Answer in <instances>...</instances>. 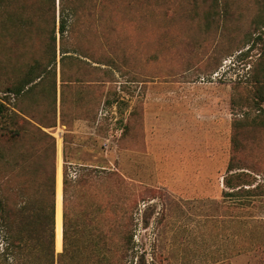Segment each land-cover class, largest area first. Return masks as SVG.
<instances>
[{
    "label": "rangeland",
    "instance_id": "1",
    "mask_svg": "<svg viewBox=\"0 0 264 264\" xmlns=\"http://www.w3.org/2000/svg\"><path fill=\"white\" fill-rule=\"evenodd\" d=\"M195 3L119 0L109 45L101 44L108 26L96 30L98 56L114 62L93 63L98 70L84 83L93 115L106 119L90 115L72 123V134L84 141L72 143L68 156L86 145L80 158L90 165L86 186L73 188L82 192L80 206H73L80 264H107L105 258L109 264H264V130L245 128L240 153L231 143L235 120L257 113L250 76L264 52V33L253 29V0L209 30L208 6ZM6 40L0 44V102L34 124L51 122L44 131L56 141L55 165L61 144L62 174L66 128L58 90L55 113L44 94L48 84L36 85L29 98L9 93L28 61L17 60L21 52ZM76 92L73 83L65 90L69 107ZM108 100L114 103L106 107ZM7 124L5 116L0 130ZM233 157L241 169L230 174L244 172L251 177L244 187L260 185L263 196H224L231 191L223 179ZM127 235L132 249L126 254ZM98 247L104 250L96 259Z\"/></svg>",
    "mask_w": 264,
    "mask_h": 264
},
{
    "label": "trees",
    "instance_id": "2",
    "mask_svg": "<svg viewBox=\"0 0 264 264\" xmlns=\"http://www.w3.org/2000/svg\"><path fill=\"white\" fill-rule=\"evenodd\" d=\"M199 1L208 6L204 21L205 29L209 30L212 24L221 22L224 26L231 21L232 16L242 10L246 0ZM253 1L256 5L253 29L264 33V0ZM118 5L119 0H0V44L4 39H8L6 43L10 40L11 47L21 52L16 59L28 61L22 77L7 91L17 98H29L35 87L48 84L46 89L44 87V94L54 105L55 113L58 90L60 120L66 128L62 135V251L56 253V141L44 131V128L52 126L51 122L34 124L17 107L8 109L0 102V120L7 116L8 123L3 131L0 130V179H6L5 186L0 185V264H80L76 248L79 218L74 215L73 206H80L82 192H74L73 188L86 186L84 171L90 165L80 158L85 150L76 149L68 156L67 147L84 141L81 135L70 131L75 120L87 121L91 115L86 100L89 86L84 83L98 70L92 64L113 65L112 58L98 56L100 45H97L99 36L96 30L108 26V34L104 32L101 36L102 46L108 44V38L116 28ZM260 56L259 67L250 76L257 113L250 118L245 112L233 123L231 143L235 154L243 149L245 128L264 130V116L261 114L264 112V52ZM72 83L77 92L69 107L65 90ZM112 103L108 100L105 105L108 107ZM68 111L73 115L70 122L65 120ZM92 119L96 120L97 115L92 114ZM235 169L241 168L233 157L223 179L231 191L224 192V196H263L260 185L244 187L251 185L245 184L250 176L244 172L230 174ZM111 175L116 176V173ZM126 237L127 254L132 249V235ZM101 250L99 247L94 250L96 259L101 258ZM105 261L109 264L108 258Z\"/></svg>",
    "mask_w": 264,
    "mask_h": 264
},
{
    "label": "bare ground",
    "instance_id": "3",
    "mask_svg": "<svg viewBox=\"0 0 264 264\" xmlns=\"http://www.w3.org/2000/svg\"><path fill=\"white\" fill-rule=\"evenodd\" d=\"M60 142L57 144L56 159V185H55V247L59 251L62 247V174H61V158H60Z\"/></svg>",
    "mask_w": 264,
    "mask_h": 264
},
{
    "label": "crops",
    "instance_id": "4",
    "mask_svg": "<svg viewBox=\"0 0 264 264\" xmlns=\"http://www.w3.org/2000/svg\"><path fill=\"white\" fill-rule=\"evenodd\" d=\"M89 106H90V105H89ZM90 111H91L90 114L92 115V114L94 113V111L91 110V109H90ZM103 117H104L103 115H102V116L100 115V116L98 117V121H97V122H100V120H102ZM74 122H76V123H78V124H81V123H84V122H86V121H85V120H75ZM72 127H73V126H72ZM100 127H101V126H100ZM100 127H99V129H100ZM72 131H73V130H72ZM72 131H70L71 134H72V133H76V132H72ZM90 140H91V139H90ZM71 145H72V144L68 145V149H69V148L72 149V148H71ZM62 147H63V145H62ZM78 148H79V147H78ZM86 148H87V146L84 145L83 150H85Z\"/></svg>",
    "mask_w": 264,
    "mask_h": 264
}]
</instances>
